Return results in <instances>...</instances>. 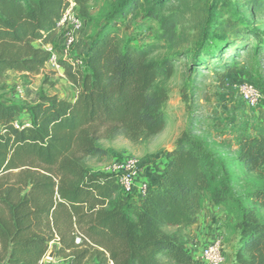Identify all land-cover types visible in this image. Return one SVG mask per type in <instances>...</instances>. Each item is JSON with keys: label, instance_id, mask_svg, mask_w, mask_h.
<instances>
[{"label": "trees", "instance_id": "1", "mask_svg": "<svg viewBox=\"0 0 264 264\" xmlns=\"http://www.w3.org/2000/svg\"><path fill=\"white\" fill-rule=\"evenodd\" d=\"M222 1L191 54L192 76L221 70L224 81L236 73L256 30L248 15L264 14V0ZM72 2L90 20V0H0V264H51L52 249L67 264H195L185 230L208 201L234 219L229 264H264V136L242 138L233 149L187 129L144 196L125 194L114 175L88 167L110 156L103 141L147 142L166 127L177 60L155 59L157 45L124 43L114 27L146 0H120L84 56L74 47L58 61L74 100L43 90L32 103L4 100L9 72L29 81L51 62L46 48H62L59 23ZM166 3L155 0L147 15L159 24L158 40L172 43L177 21L164 16ZM22 114L28 122L19 124Z\"/></svg>", "mask_w": 264, "mask_h": 264}, {"label": "rangeland", "instance_id": "2", "mask_svg": "<svg viewBox=\"0 0 264 264\" xmlns=\"http://www.w3.org/2000/svg\"><path fill=\"white\" fill-rule=\"evenodd\" d=\"M119 1L90 0V20L87 21L80 15L77 5L72 2V15L82 24L81 29L76 32L73 55L85 51L91 38L108 20L109 14ZM247 1L223 0L222 3L233 2L243 7ZM154 2L155 0H146L145 6L138 13L115 23L114 27L124 43L132 42V45L141 48L157 45L155 59L175 57L177 60L176 74L167 82L170 99L165 107L166 127L160 135L147 142L132 143L123 137L112 142L103 141L102 145L109 149L110 156L105 159H93L88 163L92 172H106L114 163L137 160L139 174L136 182L141 179V182L148 184L158 180L165 168L166 153L173 150L176 140L187 129L207 137L212 143L233 149L242 138L264 136V14L248 15L250 24L256 29L255 34L244 42L247 50L238 60V71L227 75V79L222 81L221 70H202L193 76L188 70L192 60L191 54L200 40L209 11L217 5L218 0H167L164 16L172 15L177 21V36L172 43L158 40L159 24L147 15ZM63 41L61 39L60 44ZM46 49L53 51L56 61L51 62V68L46 67L42 75L27 81L14 72L7 74V89L3 92L6 102L32 103L41 90L48 95L55 94L68 100L77 95L64 72H60L58 61L63 59L61 45L48 46ZM246 84L254 86L260 94L256 108L249 107L243 100L241 87ZM17 122L27 123L28 117L25 114L19 115ZM222 213L208 211L206 215L201 214L195 227L185 230L189 248L197 253L195 264H206L200 256L205 244L216 241L215 233L218 231L222 236L219 240L224 246L223 264L232 262L238 237L233 222L223 221ZM211 235H214L213 240L210 239ZM51 253H54L53 249L45 262L54 264L56 259L50 257Z\"/></svg>", "mask_w": 264, "mask_h": 264}, {"label": "built area", "instance_id": "3", "mask_svg": "<svg viewBox=\"0 0 264 264\" xmlns=\"http://www.w3.org/2000/svg\"><path fill=\"white\" fill-rule=\"evenodd\" d=\"M59 25L65 28V37L62 45L63 58L71 57V52L76 45V32L81 29V22L72 15V8L66 12ZM56 61V57L53 55L51 62ZM77 64H82L81 61H77ZM241 94L243 100L251 108H256L259 103L260 94L257 92L254 86L246 84L241 87ZM15 126L19 128V124ZM106 172L114 175L118 183L125 194L131 195L135 192L144 196L147 192L148 185L142 184L136 188V178L139 174L138 161L130 159L127 161H121L112 164L107 168ZM81 239H77V243H80ZM202 260L206 264H223L224 259V246L222 241L216 240L207 244L201 254Z\"/></svg>", "mask_w": 264, "mask_h": 264}, {"label": "crops", "instance_id": "4", "mask_svg": "<svg viewBox=\"0 0 264 264\" xmlns=\"http://www.w3.org/2000/svg\"><path fill=\"white\" fill-rule=\"evenodd\" d=\"M86 51H87V48L85 49V51H83L81 54H79V53H77V55L78 56H84L85 54H86ZM83 53H84V55H83ZM51 65H53L51 62L50 63H48L47 64V68H51ZM60 72L62 73V72H64V70L62 69V68H60ZM74 87V86H73ZM75 88V87H74ZM75 90H76V88H75ZM76 93H77V90H76ZM55 95V94H54ZM75 97L76 96H74L73 98H71V100L73 99H75ZM142 180L140 179V181L139 182H136V188H138V187H140L142 184H144L145 182H141ZM222 210V211H221ZM208 211H210V212H214V211H220V212H223L222 213V215H223V221H230V222H234V219H233V217H231V216H229L228 215V213H227V211L224 209V208H222V207H217V206H215L214 204H212L211 202H207L206 204H205V207H204V209L199 213V215L198 216H200L201 214H207V212ZM205 214V215H206ZM212 218H214V217H212ZM197 221H198V218H197ZM197 221H196V223H197ZM196 223H195V225H196ZM209 222H207V224H208ZM195 225H194V227H195ZM212 225H214V222H212ZM211 225V226H212ZM217 227H214V229H216ZM215 238H217L216 240H219V239H221V233L218 231L217 233H215ZM214 235H211L210 236V239L211 240H213L214 238ZM188 248H189V246H188ZM189 250L191 251V253L193 254V256H194V258H196V256H197V253L195 252V250L194 249H192V248H189ZM201 257V256H200ZM57 262H59V263H57ZM48 263H51L50 261H48ZM68 263V261L67 260H64V259H61V258H59V259H56V260H54V264H67Z\"/></svg>", "mask_w": 264, "mask_h": 264}, {"label": "water", "instance_id": "5", "mask_svg": "<svg viewBox=\"0 0 264 264\" xmlns=\"http://www.w3.org/2000/svg\"><path fill=\"white\" fill-rule=\"evenodd\" d=\"M50 257H52V258H53V257H54V253H51Z\"/></svg>", "mask_w": 264, "mask_h": 264}]
</instances>
